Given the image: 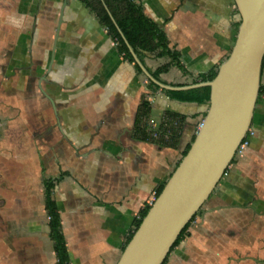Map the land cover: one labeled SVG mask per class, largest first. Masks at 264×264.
<instances>
[{
	"label": "crops",
	"instance_id": "0c3cea01",
	"mask_svg": "<svg viewBox=\"0 0 264 264\" xmlns=\"http://www.w3.org/2000/svg\"><path fill=\"white\" fill-rule=\"evenodd\" d=\"M134 1L186 70L144 53L150 74L168 65L162 84L199 83L228 56L239 19L233 0ZM149 84L83 0H0V264H57L46 182L69 264L117 263L207 108ZM143 101L153 119H183L174 146L137 136ZM250 132L164 264H264V90Z\"/></svg>",
	"mask_w": 264,
	"mask_h": 264
},
{
	"label": "water",
	"instance_id": "95a60500",
	"mask_svg": "<svg viewBox=\"0 0 264 264\" xmlns=\"http://www.w3.org/2000/svg\"><path fill=\"white\" fill-rule=\"evenodd\" d=\"M239 24L233 46L207 82L173 87L144 67L123 34L134 63L164 91L209 88L208 107L186 154L126 243L116 264H163L176 239L214 192L251 128L264 58V0H233ZM60 23V21H59Z\"/></svg>",
	"mask_w": 264,
	"mask_h": 264
},
{
	"label": "trees",
	"instance_id": "16d2710c",
	"mask_svg": "<svg viewBox=\"0 0 264 264\" xmlns=\"http://www.w3.org/2000/svg\"><path fill=\"white\" fill-rule=\"evenodd\" d=\"M83 2L95 13L97 18L103 27L107 30L111 38L116 43V48L119 54L123 58L131 63L138 74L140 70L138 66L134 63L128 48L117 30V27L123 34L125 40L129 43L134 53L137 55L138 59L143 61L144 53H156L159 57H168L170 63L176 65L182 72H186L185 68L180 62V55L177 51L168 48L167 40L162 29L151 19L146 17L143 13L142 6L136 3L134 0H83ZM114 20L115 24L113 23ZM239 24V19H238ZM264 62V58H263ZM168 65H164L157 70L151 72V75L155 79H159V74L166 71ZM216 70H213L207 74H202L199 76V82H207L214 78ZM198 83V82H196ZM195 84V83H191ZM152 88L158 89L153 84H149ZM264 90V85L260 87L259 95ZM167 96L172 99L181 102L196 103V104H206L208 107L209 100V88L199 87L183 91H164ZM207 110V108H206ZM150 106L146 101H143L137 112L135 120V132L140 139H143L141 132L143 133V126L141 124V118L143 116H149ZM166 115H172L170 112H166ZM179 136H176L169 144L166 146H174L177 142ZM193 137L191 139V142ZM190 142V143H191ZM190 143L182 152L184 156L189 149ZM52 187L51 182H46L45 193H46V212L50 223V234L54 242V251L57 258V264H69L68 254L65 245V239L61 231V224L59 219V213L57 207L52 201L50 196V190ZM163 185L157 188V195L160 193ZM149 209L148 205H145L139 213L138 218L135 220L133 229L128 237L127 242L130 240L131 236L138 228L142 218L146 215ZM193 220V218H192ZM191 220V221H192ZM189 222V224L191 223ZM189 224L185 226L178 238L176 239L171 250L180 242L183 238ZM166 260V259H165ZM164 260V262H165ZM163 262V264H164Z\"/></svg>",
	"mask_w": 264,
	"mask_h": 264
},
{
	"label": "built area",
	"instance_id": "2783aa9c",
	"mask_svg": "<svg viewBox=\"0 0 264 264\" xmlns=\"http://www.w3.org/2000/svg\"><path fill=\"white\" fill-rule=\"evenodd\" d=\"M141 124L143 126L142 140H147L158 145L169 144L176 136H179L183 128L184 121L182 118L176 115L164 114L159 119H153L150 116H143L141 118ZM201 126V121L193 129V137L198 134ZM251 134L250 130L247 132L245 139L238 147L237 153L247 146L248 136ZM226 175L224 173L223 177ZM157 197L156 191L152 192L147 204L149 207Z\"/></svg>",
	"mask_w": 264,
	"mask_h": 264
}]
</instances>
